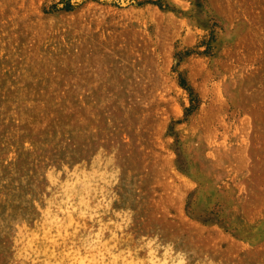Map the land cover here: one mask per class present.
I'll return each mask as SVG.
<instances>
[{"label": "rangeland", "instance_id": "obj_1", "mask_svg": "<svg viewBox=\"0 0 264 264\" xmlns=\"http://www.w3.org/2000/svg\"><path fill=\"white\" fill-rule=\"evenodd\" d=\"M0 143V264H264V0H0Z\"/></svg>", "mask_w": 264, "mask_h": 264}, {"label": "bare ground", "instance_id": "obj_2", "mask_svg": "<svg viewBox=\"0 0 264 264\" xmlns=\"http://www.w3.org/2000/svg\"><path fill=\"white\" fill-rule=\"evenodd\" d=\"M17 121V120H16ZM17 124V123H16ZM65 127V126H64ZM7 130V129H6ZM13 137V136H12ZM11 138V137H10ZM75 142V141H74ZM16 143H17V141H16ZM41 143V142H40ZM63 143V142H62ZM68 143V142H67ZM1 144V143H0ZM49 144V143H48ZM64 144V143H63ZM11 146V145H10ZM44 146V145H43ZM70 146V145H69ZM51 147V146H50ZM66 147H68V146H66ZM74 147V146H73ZM39 148V147H38ZM29 149V148H28ZM49 149V148H48ZM69 150V149H68ZM13 151V150H12ZM65 151V150H64ZM67 152V151H66ZM62 153V152H61ZM75 153V152H74ZM45 154V153H44ZM64 154V153H63ZM48 155V154H47ZM61 155V154H60ZM74 155V154H73ZM14 156V155H13ZM0 157H1V155H0ZM31 157V156H30ZM67 157V156H66ZM79 157V156H78ZM17 158V157H16ZM51 158H53V157H51ZM55 158V157H54ZM57 158V157H56ZM55 158V159H56ZM65 158V157H64ZM14 159H15V157H14ZM30 159V158H29ZM52 160V159H51ZM50 160V161H51ZM65 160V159H64ZM16 161V160H15ZM66 161V160H65ZM9 162V161H8ZM35 162V161H34ZM48 162V161H47ZM79 163V162H78ZM6 164V163H5ZM30 164V163H29ZM55 164V163H54ZM57 164V163H56ZM13 166V165H12ZM57 166V165H56ZM2 167H4L3 165H2ZM42 167V166H41ZM46 167V166H45ZM23 168V167H22ZM30 168V167H29ZM58 168V167H57ZM40 169V168H39ZM45 169H47V168H45ZM71 169V168H70ZM29 170V169H28ZM50 170V169H49ZM1 171V170H0ZM15 172V171H14ZM13 172V173H14ZM38 172H39V170H38ZM41 172V171H40ZM43 172H44V170H43ZM12 173V174H13ZM28 173V172H27ZM16 174V173H15ZM24 175V174H23ZM27 175V174H26ZM29 175V174H28ZM43 175V174H42ZM20 177V176H19ZM33 177V176H32ZM4 178H5V176H4ZM10 178V177H9ZM37 178V177H36ZM19 179V178H18ZM45 181H47V179H45ZM84 182V181H83ZM6 184H8V183H6ZM25 185V184H24ZM28 185V184H27ZM29 185H30V183H29ZM50 185V184H49ZM7 186H9V185H7ZM47 186V185H46ZM4 188V187H3ZM39 188V187H38ZM11 189V188H10ZM33 189V188H32ZM123 189V188H122ZM29 190H31V189H29ZM9 191V190H8ZM27 191V190H26ZM39 191V190H38ZM47 191V190H46ZM122 191V190H121ZM125 191V190H124ZM29 192H31V191H29ZM44 192V191H43ZM4 193V192H3ZM7 193V192H6ZM37 193V192H36ZM40 193H41V191H40ZM48 194V193H47ZM126 194H127V192H126ZM8 195V194H7ZM33 195V194H32ZM7 197V196H6ZM5 197V198H6ZM32 197V196H31ZM130 197V196H129ZM1 198V197H0ZM2 199V198H1ZM15 199V198H14ZM29 199V198H28ZM42 199V198H41ZM75 199H76V197H75ZM3 200V199H2ZM32 200V199H31ZM36 200V199H35ZM43 201H44V199H42ZM21 201V200H20ZM124 201V200H123ZM127 201V200H126ZM7 202V201H6ZM22 202V201H21ZM125 202V201H124ZM15 203V202H14ZM56 203V202H55ZM34 204V203H33ZM8 205V204H7ZM20 205V204H19ZM28 205V204H27ZM25 206V205H24ZM130 206V205H129ZM10 207V206H9ZM26 207V206H25ZM30 207H32V206H30ZM128 207V206H127ZM17 209H19V208H17ZM21 209H23V208H21ZM27 209H28V207H27ZM11 210V209H10ZM20 210V209H19ZM30 210H31V208H30ZM5 211V210H4ZM3 211V212H4ZM38 211V210H37ZM8 213V212H7ZM32 213V212H31ZM36 213V212H35ZM16 214V213H15ZM18 215H19V213H17ZM30 214V213H29ZM22 215V214H21ZM31 215V214H30ZM34 215V214H33ZM40 215V214H39ZM7 216V215H6ZM9 216V215H8ZM23 216V215H22ZM38 216V215H37ZM32 217V216H31ZM25 218V217H24ZM33 218V217H32ZM67 218H68V216H67ZM0 219H2V217L0 218ZM34 219V218H33ZM50 219V218H49ZM39 220V219H38ZM78 220V219H77ZM40 222H42V221H40ZM151 222V221H150ZM87 223V222H86ZM28 224V223H27ZM91 224V223H90ZM89 224V225H90ZM138 225V224H137ZM10 226V225H9ZM131 226V225H130ZM110 227V226H109ZM9 229V228H8ZM125 230V229H124ZM70 231H71V229H70ZM96 231V230H95ZM130 231V230H129ZM133 231V230H132ZM2 232V231H1ZM3 235V234H2ZM108 235V234H107ZM136 235V234H135ZM119 237V236H118ZM5 238V237H4ZM13 238V237H12ZM146 239V238H145ZM135 240V239H134ZM7 241V240H6ZM4 242V241H3ZM2 242V243H3ZM8 242V241H7ZM12 242V241H11ZM143 242V241H142ZM164 242V241H163ZM13 244V243H12ZM9 245H11V243H9ZM164 245V244H163ZM171 245V244H170ZM13 246V245H12ZM62 246V245H61ZM117 246H118V244H117ZM165 246V245H164ZM179 247V246H178ZM9 248H11V247H9ZM8 248V249H9ZM122 248V247H121ZM174 248V247H173ZM1 249H2V247H1ZM177 249V248H176ZM82 250V249H81ZM117 251V250H116ZM159 251V250H158ZM182 252V251H181ZM183 252H185V251H183ZM158 255V254H157ZM173 255V254H172ZM12 256H13V254H12ZM32 257H33V255H32ZM142 257V256H141ZM161 257V256H160ZM10 258V257H9ZM49 258V257H48ZM14 259V258H13ZM11 260V259H10ZM18 260V259H17ZM53 260V259H52ZM14 261V260H13ZM31 261V260H30ZM8 263V262H7ZM18 263V262H17ZM78 263V262H77ZM9 264V263H8ZM19 264V263H18ZM96 264V263H95ZM101 264V263H100Z\"/></svg>", "mask_w": 264, "mask_h": 264}, {"label": "trees", "instance_id": "obj_3", "mask_svg": "<svg viewBox=\"0 0 264 264\" xmlns=\"http://www.w3.org/2000/svg\"><path fill=\"white\" fill-rule=\"evenodd\" d=\"M73 6L72 5H66L65 7H64V9L65 10H67V11H71V10H73Z\"/></svg>", "mask_w": 264, "mask_h": 264}]
</instances>
